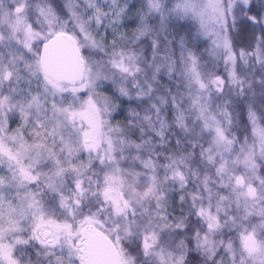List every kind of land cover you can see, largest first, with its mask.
I'll return each mask as SVG.
<instances>
[{
	"label": "snow or ice",
	"instance_id": "snow-or-ice-1",
	"mask_svg": "<svg viewBox=\"0 0 264 264\" xmlns=\"http://www.w3.org/2000/svg\"><path fill=\"white\" fill-rule=\"evenodd\" d=\"M0 264H264V0H0Z\"/></svg>",
	"mask_w": 264,
	"mask_h": 264
}]
</instances>
